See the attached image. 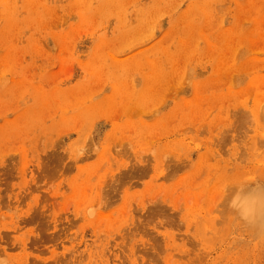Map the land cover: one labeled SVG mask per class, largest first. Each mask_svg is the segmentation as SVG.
<instances>
[{"label":"rangeland","instance_id":"rangeland-1","mask_svg":"<svg viewBox=\"0 0 264 264\" xmlns=\"http://www.w3.org/2000/svg\"><path fill=\"white\" fill-rule=\"evenodd\" d=\"M5 120L0 264H264V0H0Z\"/></svg>","mask_w":264,"mask_h":264},{"label":"bare ground","instance_id":"bare-ground-1","mask_svg":"<svg viewBox=\"0 0 264 264\" xmlns=\"http://www.w3.org/2000/svg\"><path fill=\"white\" fill-rule=\"evenodd\" d=\"M197 91H198V89H197ZM34 119H37V117ZM19 125H20V121L9 122L8 120H5L4 124L0 125V130L4 131L6 133L7 132L8 133L9 132H18V129L21 128ZM21 172H22L21 174L24 175L25 169H21ZM23 178L25 179V176H23ZM124 195H125V193L123 194V196ZM126 198H127V196H126ZM234 211L238 215L243 217L245 220H248L250 222H258L260 220H263L264 219V197H262L260 194H253V195H250L247 197H242L241 199H239L236 202V204L234 206ZM16 212H14V213H16ZM193 212L196 213L197 209H194ZM14 213L11 214L12 217H14ZM19 216H20V214H19ZM20 218H23L21 222L25 221L23 215L20 216ZM209 221H211L210 218H209ZM20 228L21 227L18 224V229H20ZM15 231H16V229L14 230V228H13L12 232L15 233ZM163 236L167 239V241H169L175 235H173L171 233V231L168 230V231H165L163 233ZM27 238L28 237H23L21 243H17L16 247H18L20 249V252L12 254V256H13L12 261H15L17 264H38L36 261L28 262V255H27V248H26V244H27L26 239ZM68 248H67V246L66 247L64 246V249H62L63 250L62 254H65V252L68 250ZM69 253H70V251H69ZM71 255L73 256V253H71ZM85 255H86V257L89 258L90 261H92V259L95 256H97V255H94L93 251H91L88 248L86 249ZM133 260H134V264H136L137 260L135 257H133ZM90 261H87L85 264H91V263L97 264L96 262H90ZM73 264H75V262Z\"/></svg>","mask_w":264,"mask_h":264}]
</instances>
